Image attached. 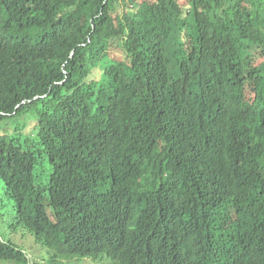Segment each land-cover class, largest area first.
<instances>
[{"label": "trees", "instance_id": "16d2710c", "mask_svg": "<svg viewBox=\"0 0 264 264\" xmlns=\"http://www.w3.org/2000/svg\"><path fill=\"white\" fill-rule=\"evenodd\" d=\"M0 181L53 260L264 264V0H0Z\"/></svg>", "mask_w": 264, "mask_h": 264}, {"label": "rangeland", "instance_id": "374dc122", "mask_svg": "<svg viewBox=\"0 0 264 264\" xmlns=\"http://www.w3.org/2000/svg\"><path fill=\"white\" fill-rule=\"evenodd\" d=\"M34 121L26 120L25 125L32 123L30 130L35 128ZM7 125L13 126L14 121L7 122ZM5 186L0 181V236L20 248H22L30 261L40 260L45 264H113L114 262L105 257L104 255H96L91 258H78L75 259H57L53 260L48 251V248L37 240L36 236L29 233L26 229L17 228L13 229L15 223L16 206L15 202L5 195ZM81 259V260H79ZM110 261H106V260ZM104 260V261H103ZM0 264H19L16 262H5L0 260Z\"/></svg>", "mask_w": 264, "mask_h": 264}, {"label": "clouds", "instance_id": "9594fccd", "mask_svg": "<svg viewBox=\"0 0 264 264\" xmlns=\"http://www.w3.org/2000/svg\"><path fill=\"white\" fill-rule=\"evenodd\" d=\"M6 241V240H5ZM22 249V248H21ZM23 250V249H22Z\"/></svg>", "mask_w": 264, "mask_h": 264}]
</instances>
